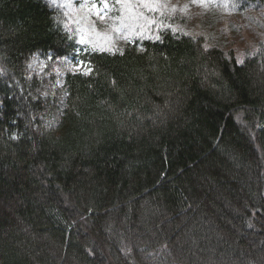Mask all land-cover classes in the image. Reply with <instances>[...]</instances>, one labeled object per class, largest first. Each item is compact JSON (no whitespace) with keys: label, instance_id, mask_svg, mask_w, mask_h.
Masks as SVG:
<instances>
[{"label":"trees","instance_id":"16d2710c","mask_svg":"<svg viewBox=\"0 0 264 264\" xmlns=\"http://www.w3.org/2000/svg\"><path fill=\"white\" fill-rule=\"evenodd\" d=\"M223 31L77 53L48 0H0V264H264V38Z\"/></svg>","mask_w":264,"mask_h":264},{"label":"rangeland","instance_id":"374dc122","mask_svg":"<svg viewBox=\"0 0 264 264\" xmlns=\"http://www.w3.org/2000/svg\"><path fill=\"white\" fill-rule=\"evenodd\" d=\"M48 1L62 11L66 25L77 41V53L114 51L125 41L155 38L164 27L188 32L206 23L224 28L221 46L232 48L237 60L241 61L264 38L263 6L245 4L241 0ZM29 65L31 71L37 73L45 67L39 56H35ZM65 65L88 70L78 56L54 64L58 69Z\"/></svg>","mask_w":264,"mask_h":264},{"label":"snow or ice","instance_id":"6c2138e0","mask_svg":"<svg viewBox=\"0 0 264 264\" xmlns=\"http://www.w3.org/2000/svg\"><path fill=\"white\" fill-rule=\"evenodd\" d=\"M53 3H55V0H53ZM155 39L159 40L160 37L159 36H156ZM81 43H83V41H81ZM81 64H83V62H81ZM87 74V73H86Z\"/></svg>","mask_w":264,"mask_h":264}]
</instances>
